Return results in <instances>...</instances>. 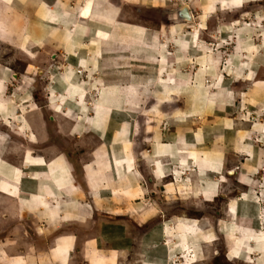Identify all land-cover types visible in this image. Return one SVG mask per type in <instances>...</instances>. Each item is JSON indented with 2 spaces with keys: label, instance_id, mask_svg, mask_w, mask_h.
<instances>
[{
  "label": "crops",
  "instance_id": "0c3cea01",
  "mask_svg": "<svg viewBox=\"0 0 264 264\" xmlns=\"http://www.w3.org/2000/svg\"><path fill=\"white\" fill-rule=\"evenodd\" d=\"M61 1L35 0L34 3L33 0H10L9 2L0 0V42L19 51L24 58L22 60L24 74L21 75V85L18 86L20 90L32 86L33 80L31 77L29 80L27 76L41 67L40 64H44L47 59L55 63H58L59 59L68 62L69 64L66 66L62 64V66L64 69L69 68L73 73L75 69H82L86 74H93L94 80L90 81L89 89L83 87L84 93H82V88L74 83L71 86L66 79L58 85L60 91L61 88L64 91L59 93L57 101L61 99L67 101L64 107L53 108L46 95L43 97L47 100L46 106L49 111L56 113L55 122L58 123L55 124L59 127V135L64 137L68 135L72 137L70 140L76 139L73 140L75 145L78 142V145L82 147L83 139L77 141V137L87 134L94 139L90 151L86 154L88 156L84 155V148L79 146L77 155L75 154L74 157L79 158L78 168L90 194L87 200L95 202V205L85 202V197L81 194V183L76 181L73 174V164L64 154L46 152L52 155L46 159L44 154L36 156L32 155L31 151V153L24 152L20 157H16L17 149L10 138V134H15L12 131L15 125L13 119L10 122L7 120V117L11 116L8 114L14 115V113L12 108L4 102L6 117L1 124L8 131V133L5 132L8 136L4 133L0 136L9 141L8 143L4 141L7 143L3 145L4 147L2 146L5 149L0 147V196L1 199L7 200L4 212H11L16 219L33 220L37 225L35 235L39 239L31 240L29 244L18 238L15 241L0 239V264H70V252L74 249L75 241L78 239L76 235H82L84 233L82 231L88 227L87 225L77 228L76 225L80 219H85L89 214L94 217L93 226L88 227L90 231L85 230V232H92L93 237L86 239L82 244L83 250L80 258L82 260L79 264H117L123 248L131 247L134 237L130 222L122 216L131 214L134 202L145 200L148 194L142 178L143 170L137 167L138 162L145 168L148 182L152 180L153 184L158 185L160 193L163 192L162 201L169 200L166 194L170 195L171 191L175 199H183L184 186L189 183V179H194L196 195L205 200L213 199L218 192V187L215 185L219 178L218 175L225 170L226 150L208 145L207 133L200 134L199 130L189 135L184 133L181 136V130L177 129L180 121L176 118L170 120V127L175 126L173 131L164 129V123L168 117L166 110L163 111L161 106L166 105L168 95L171 96L174 92L175 94L180 93V89L184 87L180 82L184 77L182 74L189 73V71L177 72L175 65L167 62V54L163 59L159 57V54L148 56V58L155 57L152 60H156L157 63L162 62L163 65H157L158 68L150 66L148 69L142 67L140 71L138 69L140 79H136V76L132 75L136 70L135 66L130 64L131 61L127 57L134 49L151 50V40L146 38L148 33L143 32L144 28H131L132 25L121 22L118 19L116 7L111 3L104 4L103 0H89L87 5V0ZM85 7L88 9L87 14L82 12ZM153 45V50L159 51L160 48L154 43ZM182 53L185 54L183 51ZM120 63H123L122 72L128 73V76L123 79H120V72L116 68V64L119 66ZM56 67L57 65L51 68L55 71ZM171 67L175 81H166L167 83L160 84V86L156 85L152 92L137 86V81L142 83L150 77L146 73H154L157 69L166 71ZM258 70L259 72L264 71L259 68ZM258 70L254 71V74L258 75ZM7 75L11 78L18 76L0 62V82L4 84V86L0 84V93L8 84L7 80L4 81ZM252 78L253 76L249 80ZM161 80L164 81L162 78ZM148 81H151V78ZM67 84L68 86H65ZM254 88L253 92L256 90V87ZM26 89H24L25 93H27ZM220 93L229 99L223 90ZM9 99L11 100L12 97ZM104 101H110V105H105ZM148 101L152 104L149 108L144 105ZM193 102L196 105L194 97ZM13 104L20 109L16 111L17 114L20 112L17 119L24 117L19 118L21 124L26 121L25 126H21L23 131L29 128L41 130L42 119L40 120L39 116L37 118L36 109L33 110L25 105L24 108H20V104ZM189 104L186 103V105ZM216 105L221 112L225 103ZM129 110L133 115L146 113L143 115L147 119L153 117L152 119L158 120V123L155 121L152 129L147 127L141 130L134 127L133 118L127 116ZM150 112L152 113L148 114ZM64 120L74 121L75 126L79 127L83 134L72 136L73 130L67 129ZM230 127L231 125L224 124L227 131ZM144 133H149L148 137L138 139V135L142 136ZM30 134L34 135L33 132ZM15 136L18 135L15 134ZM205 146L209 149L206 150ZM8 154H11V159L6 158ZM263 167L264 164L260 168ZM263 180L264 178L256 179V184H254L256 187L259 186L257 190L261 201L264 199ZM247 183L243 182L245 186ZM250 191L253 190L250 189ZM157 197L151 196L155 200ZM165 203L163 206L159 203L148 204L151 212L145 213L142 223L149 224V228H144L143 237L140 236L136 240L135 249L137 251L132 249L140 258L143 256L144 259L145 256H149L148 253H153L154 258L141 260L137 257L134 259L133 256L129 257L126 264H175L172 256L178 253L185 254V258L187 252L192 256L193 251L188 244L194 242V236L187 231L188 228L192 229V226L194 228L192 221L186 219L184 215L183 217L175 216L171 217L169 228H163L164 221L158 217L168 209V204L171 205V203ZM243 205L244 207L238 209V217L241 222L245 223L236 225V217H234L230 220L231 223L234 222L233 226L235 225L231 232L235 233L237 227L247 232L252 231L248 225H245L250 215L255 218V222L261 221L262 225L256 226L253 233L259 241L256 243L258 246L255 245V247H258V254L262 255L264 254L263 209L260 208L259 214L257 210L252 212V209H248L249 202ZM135 214L132 212V215ZM136 215L140 218L139 214ZM67 225L73 226L74 230H70ZM6 226L9 225L0 226V230H5ZM17 226L18 224L11 226L9 232L17 231ZM66 226L68 227L66 233H57L60 227L63 230ZM177 226L179 232L174 233ZM39 227L44 228V231L42 232ZM171 230L173 231L170 234ZM50 231L52 232L49 233ZM163 231L164 234H162ZM173 235L176 237L174 238ZM91 241L94 242V247L90 244ZM107 245L110 248H105ZM240 245L243 247L244 243ZM15 250L20 251L16 253Z\"/></svg>",
  "mask_w": 264,
  "mask_h": 264
},
{
  "label": "rangeland",
  "instance_id": "374dc122",
  "mask_svg": "<svg viewBox=\"0 0 264 264\" xmlns=\"http://www.w3.org/2000/svg\"><path fill=\"white\" fill-rule=\"evenodd\" d=\"M9 1L7 0V2ZM103 2L104 4L111 3L116 7L118 19L121 22L124 21L132 25L131 28H144L143 32L148 33L146 38L151 40V50L134 49L127 57L131 61L130 64L135 66L136 70L132 75L136 76V79H140L138 72L142 67L148 69L150 66L158 68L157 65H163L162 62L157 63L156 60H152L155 57L148 58V56H158L159 54V57H162L161 59L167 54V62L174 64L175 69H178L177 72L181 70L189 71V73L182 74L184 77L180 82L184 87L180 89V93L175 94L174 92L171 96L168 95L166 105L161 106L163 111L166 110V116L168 117L166 123H164V129L173 131L175 126L170 127V120L176 118L177 121H180L177 129L181 130V136L184 133L189 135L200 130V134L207 133L208 145L226 150H224V156L226 157L225 170L218 175L219 178L215 184L218 187V195L216 194L213 199L210 198L209 200L196 195L194 179H189V183L184 186L183 199H175L176 197L171 191L170 195L166 194L169 200L162 201L163 192L160 193L158 185L153 184L152 180L148 182V174L145 173V168L138 162L137 167L143 170V174H141L145 182L146 192H148L146 199L151 200V202H147L146 199L134 202V206L131 207L133 208L132 212L139 214L140 218L136 214L132 215V212L122 216L130 222L134 237L131 247L128 249L127 247L123 248V253L121 252V256L119 255L117 264H126L129 257L133 256L134 259L137 257L141 260L154 258L153 253H148L149 256H145L144 259L143 256L140 258L132 249L137 246L136 240L142 236L144 228H149V224L142 223L145 219V213L151 212L148 204L159 203L163 206L165 202L171 203V205L168 204V209L162 215L160 213L161 216L158 217V219L164 221L163 228H169L171 217H183V215L186 219L192 221V225H194V228L192 226V229L188 228L187 230L188 233L194 236V242L188 244L192 248V256L188 255L189 252H187L185 258V254L177 252L178 254L172 256L175 264H264V254H258V247H255V245L258 246L256 243H259V241L253 233L254 228L256 226L260 227L262 222H255V218L250 215L245 225H248L252 231L247 232L236 226L235 233L231 232L235 226H233L234 222H230L231 219L236 217V225L245 223L239 220L238 213L244 207L243 204L247 205L248 202L250 206L248 209H252V212L257 210L260 214V208L264 212V199L260 200L257 190L259 186L254 185L256 179L264 178V167L260 168L264 164V84H262L264 82V71H262L264 69V0H103ZM183 6L188 9L189 20L180 19L176 14V10ZM138 21L140 24L137 23ZM171 27L172 29H170ZM153 43L160 48L159 51L153 50ZM181 45L183 46L180 47ZM23 59L19 51L11 49L0 42V62L6 65L10 72L18 75L17 78H11L7 75L4 81L7 80L6 82L9 85L7 84L3 92L0 93V135L1 133H8L1 124L6 117L4 115L5 102L9 108H12L14 113V115L8 114L11 116H8L7 120L10 122L13 119L15 126L12 131L18 135L10 134L11 142L17 149L16 157H20L24 152L31 153V151L32 155L36 156L41 155V153L44 154L46 159L52 157L50 155L52 153L60 152V154H64L73 164V174L76 181L79 184L81 183V194L85 197V202L94 206L95 202L87 200L90 194L78 168L80 166L79 158L74 157L77 150H79V146L84 148V155H86L90 151L94 139L87 134L86 136L77 137V141L83 139L82 147L78 145V142L75 145L73 140L76 139L70 140L72 137H68V135L65 137L59 135V127L55 124L58 123L55 122L56 113L49 111L48 106H46L47 100L43 97L46 95L53 108L64 107L67 101H64V99L57 101L59 93L64 91L62 88L60 91L58 85L66 79L71 86L74 83L82 88V93H84L85 89L83 87L89 89L88 87L91 86L89 85L90 81L94 80V76L92 73L86 74L82 69H75V74L69 68L64 69L62 66V64H65V66L69 64L68 62L59 59V62L55 63L47 59L44 64H40L41 67L27 76L29 80L32 78V86L20 90L18 86L21 85V75L24 74ZM260 59L261 62L259 63ZM120 60L122 59L120 58ZM122 64L120 63L119 66L116 64V68L120 72V79L128 76V73L122 72L124 70L121 69ZM55 65L57 67L53 71L51 67ZM71 67L73 66L71 65ZM102 68L104 69L103 65ZM258 68L262 72H259ZM171 70L172 67L166 71L157 69L154 73H146L150 77L142 83L137 81V86L152 92L156 85L160 86V84L167 83L166 81H175ZM241 70L242 72L239 73ZM256 70H258V75L257 73L254 74ZM252 72L253 75H251ZM132 75L131 77H133ZM251 76L253 78L249 80ZM150 78L151 81H148ZM252 80L261 83H255ZM0 84L2 83L0 82ZM65 86H68V84ZM254 87H256L255 92L252 91ZM221 90L229 96V99H226L220 93ZM27 96L28 98H26ZM11 97L13 100L9 99ZM193 97L196 105L193 102ZM149 101L144 104L145 107L152 106ZM189 102L192 103L189 104ZM13 103L20 104V108H24L25 105L33 110L36 109L35 111L38 112L37 118L39 116L40 120L42 119L41 130L29 128V131H23L21 128L25 126L26 121L21 124L19 118L24 117L17 119V115L20 113L17 114V112L20 109ZM109 103L110 101H104L105 105L109 106ZM186 103L189 105H186ZM220 103H225L221 112L216 105ZM143 114L146 113L133 115L130 110L129 113L127 111V116L133 118L134 127L141 130L147 129V127L152 129V125L155 124V121L158 123V120L152 119L153 117L147 119ZM64 123L67 129L73 130L72 136L83 134L81 129L75 126L74 121H65ZM224 124L231 125L228 131L224 128ZM31 131L34 135L30 134ZM6 135L8 136V134ZM148 135L149 133H144L142 136L138 135V139L141 140L142 137H148ZM30 137L31 139H29ZM4 141L9 142L5 137L0 136V147L2 149H5L3 145L7 144ZM204 148L209 149L208 146ZM10 152L13 153L12 150ZM46 152H50V154ZM11 157V154L6 156L7 159H11ZM244 181L248 182L246 186L243 184ZM187 189L189 190L185 191ZM250 189L253 191H250ZM247 191L248 193H246ZM186 193L188 195H184ZM151 196L155 198L158 196L157 200L151 198ZM6 201L4 198L1 199L0 196V210L2 211L0 226L9 225L4 227L5 230H0V239L5 238V240L15 241L18 238L26 241L27 244L31 240L39 239L35 235L37 225L33 220L16 219L11 212H4L7 206ZM250 214H252L251 211ZM93 220L94 217L89 214L85 219H80L76 227L93 226ZM224 221L231 224L228 225ZM17 224V231L14 230L10 233V227ZM67 226L66 228L63 227V230L60 227L57 233H66L69 227ZM88 227L82 231L85 234L81 233L82 235L79 236L75 234L78 239L75 241L74 249L70 252V264H79L82 260L80 259L83 250L82 244L86 239L93 237L92 232H85V230L90 231ZM69 228L72 231L74 230L73 226ZM40 230L43 232L44 228H40ZM164 231L162 234H164ZM172 231H170V234ZM177 232H179L178 226L174 233ZM167 233L169 234V232ZM173 236L176 237V235ZM240 243H244V246L242 247ZM90 244L94 247L93 241ZM108 246L105 248H110ZM135 250L137 251V249ZM15 251L17 253L20 250ZM140 252H142L141 249Z\"/></svg>",
  "mask_w": 264,
  "mask_h": 264
},
{
  "label": "bare ground",
  "instance_id": "6f19581e",
  "mask_svg": "<svg viewBox=\"0 0 264 264\" xmlns=\"http://www.w3.org/2000/svg\"><path fill=\"white\" fill-rule=\"evenodd\" d=\"M35 0H33V2H34ZM63 1V0H62ZM61 1V2H62ZM119 1V0H118ZM88 2H89V0H87V2H86V5L88 4ZM35 3V2H34ZM140 4V3H139ZM145 4V3H144ZM164 4V3H163ZM40 5V4H39ZM54 5V4H53ZM99 5V4H98ZM138 5V4H137ZM34 6H35V4H34ZM123 6V5H122ZM162 6V5H161ZM49 7V6H48ZM52 7V6H51ZM89 8V7H88ZM107 8V7H106ZM128 10V9H127ZM130 10V9H129ZM128 10V11H129ZM49 11V10H48ZM108 11V10H107ZM115 11V10H114ZM64 12V11H63ZM82 12L84 13V14H87V12H88V9H87V7H85L83 10H82ZM55 13V12H54ZM60 13V12H59ZM66 13H68V12H66ZM111 13V12H110ZM41 14V13H40ZM50 14V13H49ZM70 14V13H69ZM108 14V13H107ZM106 14V15H107ZM188 14H189V12H188ZM52 15V14H51ZM67 15V14H66ZM70 16V15H69ZM109 16H111V15H109ZM135 17V16H134ZM137 17V16H136ZM189 17H190V15H189ZM91 18V17H90ZM110 18V17H109ZM46 19V18H45ZM135 19V18H134ZM139 19H140V17H139ZM143 19V18H142ZM184 20H186V18H183ZM48 20V19H47ZM103 20V19H102ZM149 20V19H148ZM137 21V20H136ZM40 22V21H39ZM49 22V21H48ZM102 22V21H101ZM143 22V21H142ZM108 23V22H107ZM136 23V22H135ZM137 23H139V21L137 22ZM140 24V23H139ZM143 25V24H142ZM109 26V25H108ZM148 28V27H147ZM47 37V36H46ZM67 47V46H66ZM163 48V47H162ZM70 54V53H69ZM129 54H130V52H129ZM147 55V54H146ZM145 55V56H146ZM26 70H28L27 68H26ZM255 77V76H254ZM240 80V79H239ZM249 83V82H248ZM248 85V84H247ZM158 144V143H157ZM105 152V151H104ZM98 154V153H97ZM205 158V157H204ZM208 161V160H207ZM94 165V164H93ZM157 232V231H156Z\"/></svg>",
  "mask_w": 264,
  "mask_h": 264
},
{
  "label": "water",
  "instance_id": "95a60500",
  "mask_svg": "<svg viewBox=\"0 0 264 264\" xmlns=\"http://www.w3.org/2000/svg\"><path fill=\"white\" fill-rule=\"evenodd\" d=\"M177 16L180 19L186 18V20H189V14H188V9L186 6L181 7L180 9L177 10Z\"/></svg>",
  "mask_w": 264,
  "mask_h": 264
}]
</instances>
